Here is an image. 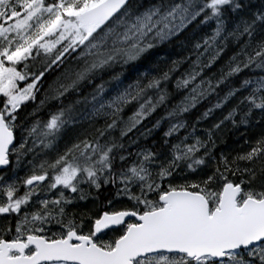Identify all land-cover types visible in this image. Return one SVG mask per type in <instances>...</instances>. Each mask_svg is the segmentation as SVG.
<instances>
[{
    "label": "snow or ice",
    "instance_id": "6c2138e0",
    "mask_svg": "<svg viewBox=\"0 0 264 264\" xmlns=\"http://www.w3.org/2000/svg\"><path fill=\"white\" fill-rule=\"evenodd\" d=\"M0 264H264V0H0Z\"/></svg>",
    "mask_w": 264,
    "mask_h": 264
},
{
    "label": "trees",
    "instance_id": "16d2710c",
    "mask_svg": "<svg viewBox=\"0 0 264 264\" xmlns=\"http://www.w3.org/2000/svg\"><path fill=\"white\" fill-rule=\"evenodd\" d=\"M226 139H227V137H226Z\"/></svg>",
    "mask_w": 264,
    "mask_h": 264
}]
</instances>
